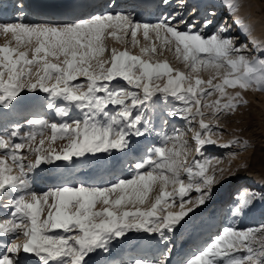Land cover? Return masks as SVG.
<instances>
[{
  "label": "snow or ice",
  "instance_id": "1",
  "mask_svg": "<svg viewBox=\"0 0 264 264\" xmlns=\"http://www.w3.org/2000/svg\"><path fill=\"white\" fill-rule=\"evenodd\" d=\"M162 2L169 5L171 0ZM178 3L183 7L185 0ZM178 15L155 24L138 22L131 13H103L57 24L22 20L0 23V33H11L15 39L14 47H0V109L11 111L24 102L22 93L39 91L47 94L48 107L61 118L59 123L28 119L26 123L32 130L26 136L21 135L19 127L0 130V209L7 212L0 215V238L12 237L8 243L0 239L5 249L0 264H31L21 252L32 254L40 264H95L96 257L111 251L114 241L129 239L128 233L132 232L158 234L169 245L161 255L169 257L173 250L169 234L182 227L181 222L196 207L212 198L224 170L211 166L207 147L217 145V141L206 134L222 133L204 122L201 108L214 107L218 115H229L247 101L240 93L228 97L226 88L264 91V56L257 52L250 59L245 54L246 45L235 44L223 25L206 34L205 30L213 25L211 18L201 21L194 15L191 20L176 21ZM209 16H215V12H209ZM108 29L123 33L118 39L126 48L111 49L110 60L105 62L100 57L106 51L103 40ZM141 30L145 39L154 33L162 42L160 49L173 51L189 72H180L167 61L154 60L150 54L158 53L155 43L142 49L148 59L130 54L124 37L130 34L135 46ZM111 35L115 37L116 32ZM207 68L215 69V78L222 82L192 75ZM220 69L227 71L221 73ZM81 77L85 79L81 81ZM215 93L221 99L214 105L202 104ZM225 97L227 102L222 103ZM160 104H171L167 116L181 118L188 125L200 117L204 131L195 134L200 159L192 165L187 164L183 146L181 151L176 150L182 134L174 130L173 134L157 133L159 143L152 144L145 158L135 163L132 176L108 187L61 185L39 193L32 188L29 173L41 164L70 161L86 154L131 151L133 138L147 140L155 131L151 115ZM45 130L51 131L52 142L67 140V148L45 155ZM38 135L40 147L33 148ZM169 143L173 147H168ZM25 148L35 154L34 163H24ZM16 169L18 175L13 174ZM157 183L162 190L145 209L148 193ZM169 186L171 192L167 191ZM116 193L119 195L112 198ZM255 198L256 194L249 193L242 204L247 206ZM98 203L104 205L102 210H96ZM173 204L180 209L176 214L169 211ZM45 212L46 218L42 219ZM235 213L241 214V208H235ZM258 232L264 234V225L258 229L222 225L203 250L188 257L184 264H264V243L254 247ZM21 238L23 243H17ZM130 264H166V259L138 257Z\"/></svg>",
  "mask_w": 264,
  "mask_h": 264
},
{
  "label": "rangeland",
  "instance_id": "2",
  "mask_svg": "<svg viewBox=\"0 0 264 264\" xmlns=\"http://www.w3.org/2000/svg\"><path fill=\"white\" fill-rule=\"evenodd\" d=\"M23 1V7L20 8V10H16V6H18ZM78 2L73 5L71 2H66L67 4H71L70 6H56L54 5L52 8L49 9H38L36 8V4L33 3L32 0H13L12 3L13 6L9 8H14L12 11L15 13V17L21 16L20 12L24 11L26 8H24V5L26 4L28 7V14L29 16L28 21H24L27 23H36L38 20H48L51 23L50 24H57L60 18L56 19L57 16L60 17H66L63 20H61V23L64 22H72L77 19H84L89 18L92 15H99L103 13H131L134 18L141 23H150L155 24L159 20L164 19L165 17H171L173 15H176L177 13H180V15L176 16V21H179L180 19L184 20H191L192 17L195 15L199 20H204L211 18L213 20V25L210 26L208 29L205 30V33L208 34L210 32H214L217 27L223 25L227 28L226 35L234 37V43L240 44L244 43L246 45L245 54L251 59L253 55L259 53V55L264 56V39L260 42L261 43V50L254 51L252 49V45L247 42V39L245 37H240L235 34L236 32V25L232 23L230 20L231 14L228 13L226 10L222 8L217 9V5H211L206 8L207 10H202V8H197V5H192L191 0H185V3L183 7L180 6L178 3V0L171 4L170 6L165 5L162 0H149L151 3L149 7H146L144 3L146 0H119L118 3L122 5L119 6L116 10H111L112 5H114V1L116 0H91L90 3H88V0H77ZM85 1V2H84ZM148 1V0H147ZM129 2L128 5H123ZM254 0H249L248 6H250L251 3H253ZM261 4H264V0H259ZM223 3V2H222ZM35 4V5H34ZM0 6L1 3H0ZM224 6V5H222ZM88 10V11H86ZM209 12H215V16L210 17ZM23 14L22 16H24ZM31 15V16H30ZM33 16V17H32ZM240 16V15H239ZM25 17V16H24ZM246 18H249L247 16ZM255 20L253 17H250V20L253 21L251 28H253L257 34H261L264 30V10L258 9L257 15L255 16ZM230 20V21H229ZM18 19H5L0 21V23H13L17 22ZM176 21H173V23H176ZM258 24V26H256ZM180 28H183L184 25H180ZM115 31L116 36L113 37L111 33ZM123 33L115 30V29H108L104 40H103V46L106 48L105 53L102 57H100L101 60L107 62L110 60V51L111 49H116L117 51H124L126 48L125 43H122L119 37H122ZM124 39L127 41V51L135 56H142L144 59H148L149 56H144L142 53L143 48H150L153 43L156 44L158 48L157 54H150L154 60L163 62L167 61L170 66L180 72L188 73L189 68L185 65V63L182 60H178L174 54L173 51H167L166 49L161 50L160 45L161 41L157 40L155 37V34L150 32L149 38L145 39L143 36L142 30L137 33L136 40L138 43L133 46L131 43V36L130 34L127 37H124ZM9 45V46H15V39L13 35L10 33L5 35H0V47ZM34 46V45H33ZM169 47H174L170 45ZM23 50V49H22ZM95 63V62H94ZM107 66V65H106ZM227 69H220L221 73L226 72ZM192 75L195 77L196 75H199V77L205 81L209 79H213V83H221L222 81L219 78L216 77V70L213 68H207L202 69L199 73H192ZM85 78L81 77L80 80L83 81ZM79 82V81H77ZM165 81H161L160 83H164ZM54 83V81L52 82ZM122 86L124 85V82H120ZM227 96L228 97H235L238 93L243 95V98L245 101H247L246 104L239 106L238 110L235 112L229 114V115H223V114H217L214 107H202L201 111L204 113V122L209 125L210 128L216 129L218 128L221 135H213L211 133H207L206 135H209L211 139L217 141V145H211L207 147V156L211 159V166L215 167L216 169H223V176L222 178H219V172H217V176L219 178V183H217L213 188V196L212 198L201 207H196L198 213H196L191 218L186 219L185 221H182V227H178L174 233L169 234V239L171 241V247H172V253L169 257H163L161 254L164 252L167 242L161 241L158 234H144L141 236H146V239H138L139 235L137 234H130L128 233L129 239H121L116 240L113 242L111 251L109 253H104L98 257H96L95 263L99 260L106 264H130L131 260L137 258V256H144L140 255L135 252H129L130 249H138V248H144L147 246L146 249H148L149 252H152L155 247H159L161 254L159 257H157L154 252L151 253L152 257L148 260H156V259H166V264H173V260L176 258H179L178 264H184V259L189 255L192 256L198 251L203 250V248L210 242V238H212L214 235H217L220 231V224H223L226 222L227 217L229 216V211L233 209V213H235V208L240 207L241 208V214L237 215L235 213L234 219L232 222L233 226H238L240 228H259L261 225H264V210L262 209L261 205L264 203V192L262 190H257L256 187H263L264 185V174H260L253 169V159L255 158V155L258 152L264 153V91H259L257 89H249L247 91H242L239 88H226ZM32 92H25L21 95L24 96V102L23 105L30 106V104L33 106V104L39 100L42 101V104H44V107L42 109L41 107V119H48L51 120L52 117L48 114V104L50 103V98L47 97V94L42 93L39 95V92H34L38 95V98L35 99V101H31L32 97L29 95ZM217 99H221L219 93H215L212 96H210L206 101H202V104L207 105H214V102ZM62 102V101H60ZM227 102V97L222 99V103ZM17 105L22 109L23 105ZM61 106H64L63 102L60 104ZM11 110L8 113L5 111L6 109H1L2 112L6 114H13L14 111L20 110V109ZM171 104L164 105L160 104L158 105L152 112L151 119L153 121L155 131L153 134L147 138V140L144 137H138L133 138V148L131 151H128L126 154L128 155V159H132L133 161H124L123 169L127 173L126 178H130L133 174L134 165L135 163L140 160L141 158H145L146 152L150 150V147L152 144H158L160 141V136L157 135V133H168L173 134L174 130H179L180 133H184L185 135L187 133L188 137L185 139L187 142V145L182 143V140L176 143L175 147L177 151H181V148L183 146L184 149V155L187 159V164L192 165L194 160L200 159L199 153L196 151V144H195V134L197 132H203L204 130L200 127V117L197 116L196 120L192 122L191 125H188L185 123V121L181 118H170L167 116V111L171 109ZM112 107V106H109ZM176 107H180L179 104L176 105ZM29 111L27 115H25V118H28L32 114H36V112ZM196 109L193 108V113L195 114ZM48 114V115H47ZM218 116V118H217ZM47 117V118H46ZM34 118V117H30ZM8 117H5L0 122V130H3L5 128L10 129L9 127H5L7 123ZM54 120V119H53ZM167 120V123H164L163 121ZM57 121V120H56ZM11 127H20L21 131L25 133V125L18 126L16 124H12ZM187 132V133H186ZM186 135V136H187ZM40 137V136H39ZM44 141H47V139H50V133L45 132V135L43 136ZM15 142H18L15 141ZM151 144V145H149ZM220 145H231V147H222ZM168 147H173L172 143H169ZM219 150V151H218ZM2 151V150H0ZM119 153H125L120 151H113L114 156H118ZM140 153V154H139ZM130 155V156H129ZM42 169V172H31L29 173L32 187L34 188L36 185L41 186L44 182L45 176L48 175V171L44 168L45 165L40 166ZM212 167L209 168V172L211 173ZM14 173L17 175L19 174L18 169L14 170ZM36 173V174H35ZM39 173L40 175H37ZM122 173V172H121ZM118 175V173L116 174ZM78 176V175H77ZM89 176V173L86 174L85 180L81 176L79 179H77V183L71 185V186H77L84 184L83 181H86V178ZM41 179H36L40 178ZM254 179L257 184H255L256 187H253L254 185H249L250 187L246 191H242L241 188L244 186H248L246 183L247 179ZM111 179V177H110ZM125 179V178H123ZM115 183V182H114ZM109 184V183H107ZM239 184V185H237ZM237 185V186H236ZM95 187H108L106 183L102 185H95ZM35 189V188H34ZM226 189H230V196L227 200H222L221 197L223 196V191ZM38 192V189H35ZM162 190V185L157 183L152 187V190L149 192L147 200H150L152 197V193L157 195ZM173 189L171 186L168 187L167 191L171 192ZM240 190V191H239ZM249 193L256 194V198L253 201H250L247 206H244L242 202L245 200L247 195ZM118 194V193H117ZM113 194L112 198H114L115 195ZM193 197H195L197 194L195 192L191 193ZM239 196L241 198V202L238 206L233 207V202L235 201L236 197ZM259 201V202H258ZM52 201L50 200L49 203ZM254 203L256 208L254 207ZM257 203V204H256ZM104 205L102 203H98L96 206V210H102ZM187 207H192V205H188ZM252 208H255L254 214L257 216H252L250 218L251 223L246 224L244 222L245 215L248 213V210H251ZM219 209V212L217 213L215 210ZM10 211V209L8 210ZM173 214H176L180 211L177 204H173L172 208L169 209ZM260 212H262L260 214ZM259 213V215H258ZM0 215H7V212L3 209H0ZM45 216H42L43 218H46V212L44 214ZM227 225V224H225ZM203 230V231H202ZM206 230V231H204ZM200 232V233H199ZM199 233V234H197ZM202 237V238H201ZM201 238V239H200ZM4 241V243H8L11 241L12 237L8 236L6 238H0ZM204 239V240H203ZM143 241V245H142ZM17 243H23V238L16 241ZM262 243H264V234L257 233V241L254 247H259ZM190 245L193 247V250L195 251H186L187 253L183 251V249ZM5 251L4 245L0 244V254H3ZM119 252L126 253L125 255V262H122L123 260H120ZM185 253V254H184ZM23 252L20 253L21 256H23ZM181 254V255H180ZM242 254V253H241ZM9 256H11V253H8ZM143 258V257H142ZM188 258V257H187ZM186 258V259H187Z\"/></svg>",
  "mask_w": 264,
  "mask_h": 264
},
{
  "label": "bare ground",
  "instance_id": "3",
  "mask_svg": "<svg viewBox=\"0 0 264 264\" xmlns=\"http://www.w3.org/2000/svg\"><path fill=\"white\" fill-rule=\"evenodd\" d=\"M32 1H33V3L36 4V8H38V9H41V8L42 9H49V8H52L54 5L67 7V6H70L71 4H67L66 2H71L73 5H75L78 2L77 0H32ZM118 1L119 0L114 1V5L111 6L109 11L116 10L119 8L120 5H122L121 2L119 4ZM176 1L177 0H171L170 4L167 6H170L171 4H173ZM191 1H192V5H197L198 6L197 8L201 7L202 10H207L206 8H208V6H211V5H217V7H218L217 9L223 7L224 10H226L228 13H230L232 15L230 20L232 21V23H234V25L237 26L235 34L240 36V37L241 36L245 37L247 39V42L252 45V49L254 51L261 50V43L260 42L264 39V30L261 31L262 32L261 34H257V32L253 28H251L253 21L250 20V17H253L254 20L256 19L255 16L257 15L258 9L264 10V4H261L259 2V0H254V2L250 4V6H248L249 0H191ZM12 2H13V0H0V3L2 5V6H0V21L5 20V19L12 20L15 18L18 20H22V21H28V18H26L29 16L27 5L25 4L24 8H26V9L24 11L20 12V15H21V13H23V14H25L24 15L25 17L21 15V16H18V18H17V16L15 17V13H13V11H12L14 8L13 7L9 8V7L13 6L14 3H12ZM90 2H91V0H88V3H90ZM19 3L23 5V1L19 2ZM150 3L151 2L149 0L148 1L146 0L144 5L146 7H149ZM128 4H129V2H127L126 4H123V5H128ZM222 5H224V6H222ZM229 5H233L234 7H230ZM20 8L21 7L16 6V10L19 11ZM86 11H88V10H86ZM247 16H249V18H246ZM58 18H60V19L57 22L61 23V20H63L66 17L57 16L56 19H58ZM36 23L50 24L51 22L48 20H38ZM256 26H258V24H256ZM0 35H5V34L0 33ZM40 94H42V92H39V95ZM29 96L32 97L31 101H35V99L38 98V95L35 94L34 92H32ZM61 103L62 102L58 101L59 106H61L60 105ZM27 105H29V104H27ZM27 105L24 104L22 109H20V107L17 106V109H20V110L14 111L13 114H6L5 113V115H4V113L0 109V122L3 118L8 117V119H7L8 124L5 127H9L10 129H13L14 127H11L12 124H16L18 126L25 125L26 126L25 127V129H26L25 133H23L21 131L20 127H19V129H20L21 135L26 136L27 133L32 130L31 127L26 123V121L28 119H32L30 117H34L33 119H35V118L41 119L40 118V116H41L40 111H41V107H42V109L44 107V104H42L41 100L35 102L33 104V106L31 104H30V106H27ZM15 109H13V110H15ZM31 109H33L32 111L36 112V114H32L28 118H25L24 116L29 114L28 112L31 111ZM5 111L7 113L9 112V110H7V109ZM73 111L75 112L76 110L73 109ZM48 114H49V116L52 117V119L51 120L45 119V120H48L50 122H56V123H59L61 121V118L55 115L54 109L48 108ZM45 132L50 133V139H47V141H45L44 145L42 146L45 155H47L48 152L53 151V150L55 151V153H61L64 149L67 148V146H68L67 140H57L55 142H52L51 141V131L45 130ZM187 134H189V133H187ZM186 135L184 133H182L181 140H182L183 144L185 143L187 145V142L185 139L188 137V135L187 136ZM40 139H41V137H39V135H38L35 143L32 145L33 148L40 147V144H39ZM18 142H19V140H18ZM149 145H151V144H149ZM23 153L27 156V159L24 161L25 164H27L29 162H31V163L35 162V159H36L35 154L29 153L27 148H25L23 150ZM117 155L118 156L115 157L113 153L111 155H108V154H86L84 157H73L72 160H70V161H53L51 164H41V165H45L44 168L48 171V175L45 176V178H44L45 183H43L41 186L36 185L34 188L38 189L39 191L45 192V191L57 188L61 185H73V184L78 182L77 179H79L80 176L82 178H84V180H85L84 176L88 173H89V176L86 178V181H83L84 182L83 185H89V186L102 185L103 186V184L106 183L107 186H110V185L114 184V182H116L117 180L127 177V173L123 169L124 161H126V162L133 161L132 159H130V160L128 159V155L126 153H119ZM252 164H253L252 165L253 169H255L256 172H258L260 174H264V153L258 152L255 155V158L253 159ZM40 166L37 167L32 172H35V171L42 172V170H41L42 168ZM117 173H118V175H116ZM13 174L17 175L16 173H13ZM37 175H40V174L37 173ZM110 177H111V179H110ZM36 179H41V177L36 178ZM246 181H247L246 183L248 184V186H244L243 188H241L242 191H246L251 185H254L253 187H256L255 184H257V182L254 179L249 178ZM107 183H109V184H107ZM237 185H239V184H237ZM262 186L263 187L257 186L256 189L262 190L264 192V185H262ZM229 190L230 189H226L225 191H223V196L221 197L222 200L225 201L229 198V196H230ZM160 192L157 195L152 193V197L150 198V200L146 199V202L143 205V207L145 209L150 208L151 205L155 202V198L160 194ZM118 195H119V193L117 195H115L114 198H116ZM237 198H239V196H237L235 201L233 202V207L238 206L241 202L240 201L241 198H239V200H237ZM251 201H253V200H251ZM254 207L256 208L255 203H254ZM261 207L264 210V203L261 205ZM255 208L248 210V213L245 215V219H244L245 221L244 222H246V224L251 223L250 218L255 215L254 214ZM198 211H197V209H195V211L190 213L189 216L185 218V220L194 216L196 213H198ZM215 211L218 213L219 209H216ZM229 213L230 214L227 217V220L224 223V225L225 224L232 225L235 213H233V209H231L229 211ZM261 213L262 212H260V214ZM258 215H259V213H258ZM255 216H257V215H255ZM222 225L223 224H220V227ZM204 231H206V230H204ZM199 233H197V234H199ZM130 234H137V235L141 236V235H144L145 233L132 232ZM4 238H6V237H4ZM142 245H143V241H142ZM146 248H147V246L145 247V245H144V248L130 249L129 252H135L136 251V253H138L140 255H144V256H137V258L143 257L145 259L146 258L151 259V257H152L151 253H153V252L157 257H159V255L161 254L159 247H155L152 252H149L148 249H146ZM189 250L195 251V250H193L192 246L187 245L183 249V251H181V253H183V252L187 253L186 251H189ZM119 253H120V255H119L120 260H123L122 262H125L124 259H125L126 253H123V252L122 253L119 252ZM189 255L187 257H189ZM23 256L30 258L31 264H40V262L38 261V258L33 257L32 254H25L24 253ZM186 258L184 259V261L186 260ZM178 260H179V258H176L175 260H173L172 261L173 264H178L177 263ZM120 262H119V264H120ZM95 264H106V263H103V262L98 260Z\"/></svg>",
  "mask_w": 264,
  "mask_h": 264
}]
</instances>
